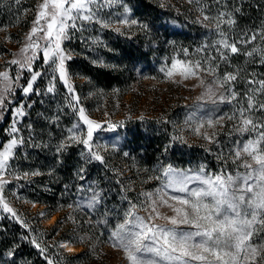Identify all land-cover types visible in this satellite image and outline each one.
Returning a JSON list of instances; mask_svg holds the SVG:
<instances>
[{"label":"trees","instance_id":"16d2710c","mask_svg":"<svg viewBox=\"0 0 264 264\" xmlns=\"http://www.w3.org/2000/svg\"><path fill=\"white\" fill-rule=\"evenodd\" d=\"M36 1L0 0V54L3 56L12 51L7 39L13 42L19 40L29 28ZM123 1L138 20L137 31L117 34L112 29H106L105 34H101L94 29L97 24L89 28L77 21V27L68 30L69 39L62 42L64 50L72 57L65 64L70 83L80 98L78 104L71 99V94L58 78L52 80V76L58 77V74L44 64L43 57L34 64V70L43 73L34 85L37 91L25 96L18 87L14 96L8 98L7 107L12 109L23 103L25 115L18 126L19 139L22 138L24 143L17 146L8 167L7 174L15 181L4 189V196L10 198L6 201L13 210L12 200L23 201L43 207L49 218L58 217L53 224L42 227L43 234L34 238L29 228L0 207L3 215L0 218V264H46L41 249L35 247L31 239H36L42 248L47 249L45 254L61 264V256L55 255L53 245L69 236L83 237L82 241L72 244L76 247L83 245L87 256L94 237L107 241L106 237L115 225L122 222L132 205L137 211L143 186L150 187L160 177L166 164L176 162L184 165L192 158L190 148L174 130L185 121L187 112L184 110L190 106L178 104H166L169 106L161 114L157 125H141L138 133L129 134L131 124L140 120L125 121L130 123V128H122L126 139L117 149L101 152L92 140L93 148L104 157L103 163L95 160L85 162L82 153L86 149L79 143L70 142L61 153H57V147L70 135L68 129L80 135L86 134L88 126L79 118L77 109L83 107L89 118V109L98 105L97 101L94 105L88 103V91L95 92V98L109 94L112 97L110 102H114L113 96L116 95L123 106L125 96L132 93L140 70L146 65L151 67V61L157 66H164L175 57L208 61L217 79H222L225 73L237 77L228 85L237 93L236 99L223 102L220 109L225 117L220 134H234L236 138L241 135L235 130L239 124L238 110L246 108L247 95L258 87V84H249V81L264 80V36L260 35L264 32V0H193L192 3L189 0H168L165 5L159 0ZM222 12L227 14L223 20L230 16L235 23H220V27L216 28ZM249 33L257 34V39L239 43ZM223 38H227L229 43L236 42L239 53L232 54L222 47L218 49V42ZM153 44L159 50L154 59L149 56ZM248 52H253V55H247ZM221 55L225 59H221ZM18 72L12 71L14 75ZM29 76L25 71L24 77ZM24 83L22 79L20 84ZM50 83L55 85L51 93L47 92ZM254 100L257 105L264 103V93L256 92ZM72 104H76V108ZM234 114L233 119H228ZM251 116L258 123L264 121V111L255 110ZM11 117V112L5 113L1 133ZM74 125L83 129L74 128ZM246 135L255 138L256 134L251 132ZM1 136L6 139L5 135ZM216 138L220 141L217 140L213 150L204 153L206 158H202L204 161L199 164H216L223 159V139L219 134ZM80 169H84L83 180L77 175ZM32 172L41 174L33 176ZM25 173L29 175L25 177ZM92 189L103 195L101 204L95 212L81 210ZM101 220H107V223H98ZM257 232L253 241H264V229L257 228ZM10 252L14 255L10 256ZM74 256L80 257V252L70 257Z\"/></svg>","mask_w":264,"mask_h":264},{"label":"snow or ice","instance_id":"6c2138e0","mask_svg":"<svg viewBox=\"0 0 264 264\" xmlns=\"http://www.w3.org/2000/svg\"><path fill=\"white\" fill-rule=\"evenodd\" d=\"M192 2L193 0H189V3ZM93 5L94 0H43L38 5L32 27L26 36V42L20 48L19 58L6 62L8 65L18 66L19 72L13 75L11 68L0 71V118L3 113L11 112L12 133L19 132L16 127V118L25 115V105L20 103L17 107L9 109L7 107L8 98L14 96L17 86L25 96L37 91L34 85L38 78L43 76L41 71L33 68L38 53H42L44 64L48 65L53 73L58 74V77L53 75L52 80L58 78L67 92L71 94V99L76 101V104L79 103L80 98L75 94V89L70 83L65 64L72 57L66 54L61 45L64 40L69 39L68 30L75 29L77 21L104 23L97 18L96 12L93 11ZM225 15L227 14L220 13L216 28L220 27V23L229 25L235 23L230 16L226 21L223 20ZM204 18L208 19L207 16ZM119 23L128 24L129 21L124 19ZM131 23L135 24L136 21L132 20ZM104 26L108 25L104 23ZM116 31L119 32L120 28H116ZM260 35L264 36V32ZM256 39L257 34L249 33L239 43H249ZM217 47L218 49L220 47L227 49L232 54H238L240 51L237 43H229L227 38L221 39ZM247 55L251 56L253 52H248ZM220 58L225 59L223 55ZM183 63L174 60L167 75L171 77L177 65ZM25 71L30 74L28 78L24 77ZM201 71L213 75L215 78V71L208 61L189 62V66L182 68L180 75L186 78L189 75L195 76ZM22 79L25 80L23 85L20 84ZM236 79L237 77L232 73H225L222 79H216V84L224 91L217 95L212 87H208L206 93L208 99L213 103L229 102L236 99L237 93L228 87ZM201 83L204 81L201 80ZM249 84H258V87L247 95L246 108L238 110L239 124L235 126V130L241 135L251 132L256 134L255 138L248 139L246 142L241 141L234 152L236 161L243 160L241 167L244 171L238 172L236 175L196 174L189 176L173 173L169 166V169L165 171V175L168 177L166 187L175 186L174 191L182 195L170 194L164 189L157 190L156 198H153V193H146L145 196L150 201L144 208L147 216L137 215L136 206L132 205L131 210L126 213V217L121 223L115 225L110 233L109 239L113 241L112 246L124 253L128 264H192V262H200V264H264V241H253V237L258 235L257 228L264 229V121L258 123L251 116L255 110L264 111V103L257 105L254 100L256 92L264 93V80L258 82L251 80ZM54 88L55 85L50 83L47 92H53ZM203 98L200 97V99ZM76 104L71 106L76 108ZM77 111L79 118L88 126L86 134L79 135L73 129H68L70 135L61 142L56 151L61 153L70 142L79 143L86 149V152L82 153L85 162L95 160L103 163L104 157L93 148L92 144L93 130L99 127V124L85 115L83 107H79ZM235 115L228 119H233ZM222 119V117L209 118L204 123L209 128H213L220 125ZM204 123L195 130L200 132ZM73 127L79 128V125ZM202 135L205 139L212 141L216 133L204 132ZM23 143L22 138L17 139L16 136H13L2 145V150H0V207L18 221L19 216L5 200L3 189L10 183L5 176L13 149ZM245 157L249 159H245ZM83 171L84 169H80L77 173L81 180L85 179ZM40 174L39 172L31 173L33 176ZM24 175L27 177L29 174L25 173ZM193 183H198L199 186L189 187ZM89 187L91 188V186ZM102 200L101 192L92 189L87 203L81 210L87 209L95 212ZM169 200L176 202L179 206L169 204ZM158 204L173 208L175 215H162L157 210ZM77 206L79 207V205ZM156 219H163L166 223L157 224L154 222ZM20 223L25 228L29 227L23 221ZM98 223L106 224L107 220H101ZM180 226H187L189 230H179ZM24 238L28 239V237ZM78 240L82 241L83 237L69 236L57 242L53 247L72 253L74 250L69 245ZM30 242L41 249L46 264H59L58 260L45 254L47 249L42 248L36 239H31ZM9 255H14V253L10 252Z\"/></svg>","mask_w":264,"mask_h":264},{"label":"rangeland","instance_id":"374dc122","mask_svg":"<svg viewBox=\"0 0 264 264\" xmlns=\"http://www.w3.org/2000/svg\"><path fill=\"white\" fill-rule=\"evenodd\" d=\"M159 1L163 2V5H165L168 0ZM42 2L43 0L36 1L34 17L31 20L29 28L25 31L22 37L19 40L16 39L14 42L10 39H7V43L12 51L11 53L6 54V56L0 54V71H4L6 70V68H11L12 71L19 70L18 66L8 65L6 62L12 59L19 58L20 48L23 47L24 43L26 42V36L30 32V29L32 27V22L35 19V13L38 10V5ZM92 7L93 11L96 12L97 18L102 20L108 26L106 27L104 26V23H97L95 21H81L79 23L89 28L93 27V24H97L98 26L94 27V29L99 30L101 34H105L104 31H106V29H112L117 34H125L126 32L137 31L139 25L138 20L134 17L133 11L124 3L123 0H94V5ZM124 19L128 20L129 23L120 24L119 21ZM132 20H135L136 23L132 24ZM116 28H120V31L117 32ZM61 46L63 48V45ZM150 47L153 51L149 56L154 59L155 56L158 55L159 50L156 44H153ZM65 52L67 54V51ZM41 57H43L42 53H38L36 61H38ZM145 57L147 56L145 55ZM174 60L182 61L184 63L178 64L173 72V75L169 77L167 75V72L172 68V62ZM36 61L34 62V64L36 63ZM196 61L199 60L190 61L175 57L170 63L164 66H157L154 61H151L153 62L151 64V67H148L146 65V67L140 70V73L136 77V81L133 83L132 93L125 96V105L123 106L121 105L123 103L117 98L116 95L113 96V98H115L114 102H110V99L112 97H110L109 94L100 95L95 98V92H87L88 103H90V105H94L97 101L96 104H98L97 106L90 108L88 111L90 114V120L95 121L97 124H99V127H96L93 130L92 140H95V147L98 150L100 149L101 152L105 153L111 151L112 149H117L122 144H124L126 136H124L125 132L122 131V128H125L126 126V128H130V123H127L125 121H130V119L140 120V122L131 124L132 130L129 134H134L138 133L137 129L141 125H157L161 114L164 113V110L169 106H166V104L190 106V108H186L184 110L187 112V115L184 116L185 121L177 125L174 130L175 134L182 138V142L190 148L193 154L192 158H190V161L184 165L178 164L176 162L166 164L163 172L159 174L160 177L156 178L150 187H147L146 185L143 186L144 190L139 198L140 205L136 211V214L139 216H147L144 208L148 203H150V201L147 200L145 196L146 193H153V198H156L155 194L157 193V190L164 189L170 194L182 195L181 193H176L174 191L175 186L166 187L168 177L165 175V171L169 169V166H171V171L173 173H182L189 176L196 174H206L208 176H213L216 174L236 175L238 172L244 171V169L241 167L243 160L236 161L234 158V152L241 141L246 142L248 139H251L253 137L243 134L238 135V137L236 138L234 134H220V132L223 131L225 122V117L223 116V113L220 112L223 104L221 102L213 103L212 100H209L206 95L208 87H212L213 91H215L217 95H219L220 92L224 91L216 84L215 80L217 78H214L213 75H209L203 71L199 72L195 76L189 75L186 78L180 75V71L182 70V68L189 66V62ZM161 69H164V71H161ZM201 80H203L204 83H201ZM18 87L19 86H17L16 89H18ZM200 97L204 98L200 99ZM5 113H3L2 118H0V150H2V145L4 143H7L8 140H10L13 136H16V138L19 139V132H11L12 117L8 125L1 133V124L4 121ZM217 117L223 118L220 125L209 128L206 123H204L209 118ZM16 120V127L18 128L21 117H17ZM202 123H204V127L200 129V132H197L195 129ZM79 129L81 130L83 128L79 127ZM143 132H145L144 129ZM204 132H208L209 134L215 132L216 135L213 137V140L210 141L204 138V136L202 135V133ZM218 134L221 139H223V159L218 161L216 164L214 162L209 163V165L199 164L204 161L202 160V158H206V156L204 157V153H208L209 151L213 150L215 148L217 140L220 141L218 138H216ZM1 135H5L6 139L3 140ZM16 148L13 149V155L8 161V167L10 165L11 159L15 154ZM245 159L249 158L245 157ZM249 162L251 161L249 160ZM155 171H157V169H155ZM5 178L10 181L9 184H12L15 181V178L9 176L7 173ZM7 185L4 186V189ZM196 186H199L198 183L189 185V187ZM4 198L5 200L10 199L9 197L5 196ZM165 199H167V197H165ZM12 203L15 212L19 216V221H17H23L24 223L28 224V228L34 238H38L37 234H43L42 227H47L53 224L58 217V215H54L53 219H51L53 216L51 218L47 217L45 215L44 208L39 207L34 203L27 204L23 203V201H19L18 203V201L15 200H12ZM169 204L177 207L179 206L176 202L171 200H169ZM157 210L162 215H175L173 208L168 207V205L158 204ZM41 213H43V215H41ZM2 216L3 215L1 214L0 210V218ZM154 222L157 224L166 223V221L163 219H156ZM179 230L187 231L189 230V228L187 226H180ZM109 237L110 235L106 237V239H108L109 241H103L102 237H100V239L94 237L95 239H93L90 252L87 256L84 254L85 247L83 245L78 246L72 253H68L63 249L60 250V248L57 247L53 248L55 255L61 256V264H83V261L87 262L86 264H128L124 253L112 246L113 241L110 240ZM77 252H80V257H70L71 254L75 255ZM192 264H200V262H192Z\"/></svg>","mask_w":264,"mask_h":264},{"label":"bare ground","instance_id":"6f19581e","mask_svg":"<svg viewBox=\"0 0 264 264\" xmlns=\"http://www.w3.org/2000/svg\"><path fill=\"white\" fill-rule=\"evenodd\" d=\"M53 218H54V216L51 219H53ZM69 247H71L73 250H75L77 248L74 244H70Z\"/></svg>","mask_w":264,"mask_h":264}]
</instances>
